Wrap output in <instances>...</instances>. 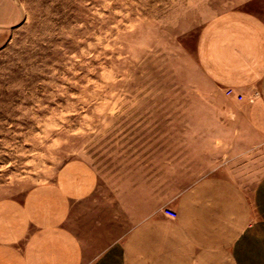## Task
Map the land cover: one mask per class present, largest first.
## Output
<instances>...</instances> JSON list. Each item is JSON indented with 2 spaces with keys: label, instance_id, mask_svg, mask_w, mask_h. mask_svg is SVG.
I'll return each mask as SVG.
<instances>
[{
  "label": "rangeland",
  "instance_id": "obj_1",
  "mask_svg": "<svg viewBox=\"0 0 264 264\" xmlns=\"http://www.w3.org/2000/svg\"><path fill=\"white\" fill-rule=\"evenodd\" d=\"M261 1L0 0V197L73 158L110 196L121 180L150 177L157 197L241 177L256 139L195 46L208 19Z\"/></svg>",
  "mask_w": 264,
  "mask_h": 264
},
{
  "label": "crops",
  "instance_id": "obj_2",
  "mask_svg": "<svg viewBox=\"0 0 264 264\" xmlns=\"http://www.w3.org/2000/svg\"><path fill=\"white\" fill-rule=\"evenodd\" d=\"M195 47L204 77L242 98L256 141L241 177L157 197L150 177L121 180L110 196L89 162L70 159L52 180L0 197V264H264V0L208 19Z\"/></svg>",
  "mask_w": 264,
  "mask_h": 264
},
{
  "label": "built area",
  "instance_id": "obj_3",
  "mask_svg": "<svg viewBox=\"0 0 264 264\" xmlns=\"http://www.w3.org/2000/svg\"><path fill=\"white\" fill-rule=\"evenodd\" d=\"M226 91L228 92V94L232 97H234L235 99H237L238 101H241L242 98L240 96L235 95V93L233 92L232 89H226ZM248 101H250V99H248ZM163 213L165 216L171 218V219H175L176 218V213H174V211L168 209V208H164Z\"/></svg>",
  "mask_w": 264,
  "mask_h": 264
}]
</instances>
